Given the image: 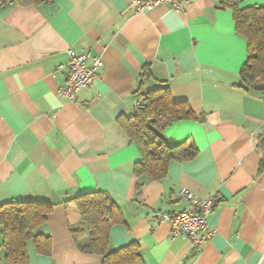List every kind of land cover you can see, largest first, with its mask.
I'll list each match as a JSON object with an SVG mask.
<instances>
[{
    "label": "crops",
    "instance_id": "0c3cea01",
    "mask_svg": "<svg viewBox=\"0 0 264 264\" xmlns=\"http://www.w3.org/2000/svg\"><path fill=\"white\" fill-rule=\"evenodd\" d=\"M229 1L196 0L182 11L161 4L139 12L136 0L0 9V206L53 204L35 230L50 237V252L29 240L30 264H103L102 255L76 245L65 206L96 191L123 213L124 222L110 229V250L137 241L145 264H264V92L239 86L248 42L236 31ZM70 49L89 55L88 64L94 56L103 62L75 100L60 93ZM146 66L153 78H142ZM160 85L205 120L166 128L169 144L192 139L198 154L171 162L157 181L136 176L142 156L118 118L135 113L141 91ZM183 188L214 200L203 233L216 234L200 247L174 239L160 219L189 208Z\"/></svg>",
    "mask_w": 264,
    "mask_h": 264
},
{
    "label": "trees",
    "instance_id": "16d2710c",
    "mask_svg": "<svg viewBox=\"0 0 264 264\" xmlns=\"http://www.w3.org/2000/svg\"><path fill=\"white\" fill-rule=\"evenodd\" d=\"M54 0H0V9L10 4L20 6L52 3ZM227 4L233 9L236 31L248 42V58L241 72L240 87L264 92V5L240 7L239 0ZM146 66L143 79L153 78ZM141 102L135 113L118 118L121 127L137 146L141 160L134 166L136 176L163 180L171 162L194 159L198 148L192 139L176 145L163 136L170 125L182 120H205L186 101L172 98L166 85L141 91ZM260 170H264V160ZM142 183L137 184L140 193ZM71 233L78 248L86 253L102 255L103 264H145L140 244L130 242L109 249L110 229L124 222L120 205L106 192L83 193L65 201ZM53 204L42 201H10L0 206V264H30L27 242L33 240L42 253H49L51 239L35 230L46 222Z\"/></svg>",
    "mask_w": 264,
    "mask_h": 264
},
{
    "label": "built area",
    "instance_id": "2783aa9c",
    "mask_svg": "<svg viewBox=\"0 0 264 264\" xmlns=\"http://www.w3.org/2000/svg\"><path fill=\"white\" fill-rule=\"evenodd\" d=\"M194 1L196 0H136L135 3L136 11L139 12L150 10L161 4H169L176 11H182ZM69 54L68 82L66 86L60 88V93L69 100H75L78 91L91 86L94 79L100 75L103 62L100 57L94 56L93 62L88 64L89 55L76 53L72 49L69 50ZM62 67L63 65L59 66V68ZM181 194L189 201V208L171 215L161 214L160 219L167 220L170 223L174 239L179 236L187 237L194 248L200 247L216 234L215 229L203 233L208 225V216L214 208V200L200 197L187 188H183Z\"/></svg>",
    "mask_w": 264,
    "mask_h": 264
}]
</instances>
